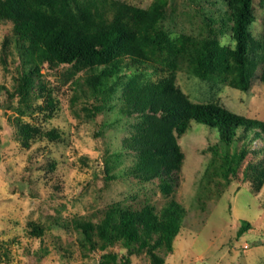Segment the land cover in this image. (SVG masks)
Returning <instances> with one entry per match:
<instances>
[{
  "label": "trees",
  "instance_id": "16d2710c",
  "mask_svg": "<svg viewBox=\"0 0 264 264\" xmlns=\"http://www.w3.org/2000/svg\"><path fill=\"white\" fill-rule=\"evenodd\" d=\"M218 1L224 9L198 7L197 34L173 35L164 23L168 0H154L147 7L123 0H0V20L12 22V33L2 42L3 61L11 46L19 57L13 96L17 115L11 118L15 136L24 146L31 139L60 138L56 129L43 130L23 116L31 114L37 106L32 100L40 96L43 105L38 108L51 114L54 88L41 68L57 73L63 67L62 78L72 81L71 104H81L83 117L114 111L112 123L132 119L121 148L106 151L102 159L104 186L132 178L156 182L161 193V200L135 195L108 203L92 217L60 223L58 215L52 216L80 234L82 249L102 252L88 264H129L130 256L140 253L150 264H164L185 215L176 198L184 158L178 140L192 123L217 132V141L208 146V182L210 169L235 176L253 154L258 159L247 165L243 179L255 192L264 186V119L237 114L218 99L194 101L177 83L179 71L202 81L227 82L244 92L253 79L264 83V35L256 39L250 31L256 20L253 0L214 4ZM225 34L231 43H221ZM256 140L262 145L254 148ZM123 155L131 157L130 163L116 172ZM250 227L243 219L236 238ZM30 230L32 236L43 232L36 224ZM116 243L125 254L110 249Z\"/></svg>",
  "mask_w": 264,
  "mask_h": 264
},
{
  "label": "rangeland",
  "instance_id": "374dc122",
  "mask_svg": "<svg viewBox=\"0 0 264 264\" xmlns=\"http://www.w3.org/2000/svg\"><path fill=\"white\" fill-rule=\"evenodd\" d=\"M123 1L147 7L154 0ZM214 1L168 0L164 23L173 35H195L201 28L196 12L199 6L208 10L225 8ZM253 9L256 20L250 31L259 39L264 35V0H253ZM11 33L12 22L0 20V264L95 263L102 252L82 249L80 234L59 225L52 216L58 215L60 223L75 216L92 217L108 203L129 201L135 195L155 199L161 193L156 182L132 178L104 186L102 159L106 151L121 148L122 139L131 131L132 119L124 117L112 123L114 111L92 119L83 117L78 112L81 104H71L72 81L62 78L63 67L57 68V73L41 68L54 88L56 107L51 114L47 115L49 109L38 108L43 105L40 96L32 100L37 106L31 114L23 116L24 121L43 130L56 129L60 138L31 139L28 146L21 143L11 121L17 115V98L13 96L19 57L11 46L5 63L1 50L3 39ZM220 41L231 43L228 34ZM177 83L194 101L218 99L237 114L264 119V83L258 79H253L246 92L227 82L202 81L185 71L178 72ZM216 141L215 130L197 123H192L178 140L184 158L176 198L185 215L164 264H264V186L255 192L243 179L247 165L258 157L249 155L235 176L210 169L208 182V146ZM260 145L259 140L252 143L254 148ZM130 160V156L123 155L116 172L124 170ZM243 219L251 227L237 239L236 231ZM32 224L42 227L40 236L30 234ZM110 249L126 253L119 243ZM130 259L129 264H150L144 253L133 254Z\"/></svg>",
  "mask_w": 264,
  "mask_h": 264
}]
</instances>
